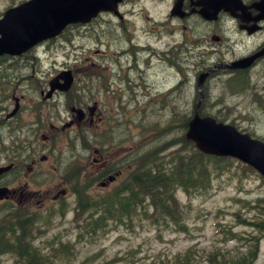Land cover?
<instances>
[{"label":"rangeland","instance_id":"1","mask_svg":"<svg viewBox=\"0 0 264 264\" xmlns=\"http://www.w3.org/2000/svg\"><path fill=\"white\" fill-rule=\"evenodd\" d=\"M15 1L18 0H0V16ZM169 2L170 0H135L133 11L130 6L125 7V12H132L131 21L125 20L130 23L125 30L112 27L119 24L115 16H103L91 28H80L75 32L73 30L71 37H75L74 41H65L63 37L64 43L60 39L52 44L49 56L41 57L36 66H32L33 62L29 60L23 64L24 61L20 59L6 63L19 62L23 64L21 67L13 65L12 68H6V64L0 65V165L6 164L11 152H16L18 147L20 150L17 152H21L27 128L38 113L43 114L44 123L49 119L58 129L55 133H48L50 124H47L48 128L42 134H47L49 139L43 142L39 138L40 145H37V140H33L37 146L39 168L44 170L34 175V192L43 194L51 191L52 195L56 194L69 182L66 177L70 173L65 171L68 167L75 165L72 171L78 170L89 164L90 157H97L86 147L93 144L101 146L91 132L87 131V134L83 131V124L75 125L73 129L63 128L73 118L70 108L77 106L78 101L70 98L73 102H67L66 97L60 95L54 100L45 101L39 94L42 87L48 86L49 79L63 70H93L89 64L86 65L88 61L96 62L102 67L106 80L99 86H88L85 78L77 76L76 98H82L86 94V106H93L94 101L97 103L100 100V109L104 112L106 122L98 127L97 132L103 129L107 131L112 148L127 138L132 145L145 143L144 146L151 149L160 142H154L153 137L167 128L164 132L165 140H180V134L186 132L185 120L192 116L193 106L198 99L196 80L199 73L218 62L219 57L229 60L247 50H253L255 45L246 39L242 41L235 33V28L230 29L227 25L205 23L197 18L187 22L172 18ZM107 22L113 25L105 24ZM185 25L187 29L184 28ZM129 33L135 41L145 45V54L140 56V79H135L138 73H130L136 85L134 97L139 99L137 108L130 101V91L123 89V93H120V65L123 60L119 51L122 47L128 48L125 44ZM69 34L70 32H66L65 36ZM215 34L223 36L224 40L212 41V35ZM163 54L164 60L160 57ZM169 60L174 61L177 67ZM245 76L246 81L249 80V88L254 86L257 94H253L250 89L232 92L226 84L230 77L226 72L208 80L204 114L218 116L228 123L234 122L239 129L264 139V60L247 71ZM84 81L87 83L84 84ZM101 86H110V92L103 91ZM113 90L123 97L118 99ZM124 100H128V104H124ZM117 102L122 106H118ZM17 103L20 106L18 115L7 118ZM173 108L178 112L176 119L181 115L185 119L184 122H178L177 126L175 123L168 126ZM174 148L175 145L170 150ZM32 153L30 149V154ZM43 154L50 155V158L41 162ZM230 163L224 168L228 171L213 176L207 194L201 195L194 191L187 193L183 190L177 193L180 206L184 208L182 220L186 230L178 229L169 220H166L167 225L163 220L160 223L152 222V218L141 214L133 215L131 219L126 218L127 224L131 223L130 227L123 224L114 226L116 222L111 221L107 235L97 232L99 238L78 245L77 257L64 264L167 263L189 249L192 252L190 264H208L210 254L226 253L230 260L245 256L254 248V257L249 258L252 260L250 264H264V230L248 225L264 221V182L258 173L244 169L238 160L232 159ZM37 183L39 186H36ZM39 188L43 191L38 190ZM63 201L69 210L66 216L60 213L49 215L47 208L53 206L50 200L45 201L41 207L36 202L28 205V213L39 212L36 227L40 231L34 234V246L49 251L52 239L62 244L59 240L71 242L77 236L79 229L73 218L75 196L68 195ZM79 219L87 224L92 217L84 212ZM6 235L13 236L10 233ZM2 239L4 236L0 235V244ZM252 243H257L256 247ZM31 258H36V254ZM0 264H19V261L14 255L6 254L0 256Z\"/></svg>","mask_w":264,"mask_h":264},{"label":"flooded vegetation","instance_id":"2","mask_svg":"<svg viewBox=\"0 0 264 264\" xmlns=\"http://www.w3.org/2000/svg\"><path fill=\"white\" fill-rule=\"evenodd\" d=\"M27 1L30 0L15 1L13 4L8 5L5 11ZM226 1V6H228L230 9L227 11L225 10L224 6L219 12L218 18L215 21H208L201 16V12L208 8H211L213 6L212 3L208 4L205 0H181L180 12L181 14H185V18H177L181 22H187L192 18H197L205 23H220L221 25H227L230 29L235 28V33L242 38V41L246 39L247 42H252L255 45L253 50H247L245 53H242L239 56H235L234 58H231L229 60L219 57L218 60L220 63L223 61H232L253 55L264 48V0ZM177 2L178 0H170V16L172 15L173 9L176 6ZM127 6H130L131 11H133L135 0H119L115 12H101L98 14V17L96 19H91L88 23H68L64 26L63 30L58 35H49L44 40L36 42L29 49H27L23 53H20L19 55L5 54L0 56V65L6 64V68H12L13 65H18L19 67H21L23 64H26V61L29 60L33 62L32 66H36V62L41 60V57L49 56L48 53H50V46H52V44H55L60 39L63 40V43L70 40L74 41L75 37H71V32L73 30L75 32L76 29L79 30L80 28L86 27L91 28L97 25L98 22L96 21L103 16H115L119 20V24L112 27H114L115 29L125 30L130 24L126 23V21H131L130 16L132 15L131 11L125 12V7ZM5 11L2 13L0 18L4 15ZM105 24L109 26L113 25L110 22H107ZM184 28L187 29V25H185ZM66 32H70L67 37L65 36ZM129 34L130 35H126L128 41L127 44H125L128 46V48L122 47L119 51V56L123 60V63H121L120 65V69L122 71V74L119 77L121 86L120 91L123 89H127V91H130V101L134 105L133 107L137 108L139 105V99L134 97V88L136 85L134 84V78L130 77V73H138V75L135 76V79L137 81L140 79V56L145 54V45L139 44V42L135 41V38L133 36L131 37V33ZM63 37H65V41ZM215 37H219L218 42H222L224 38L223 36L218 34H216L214 38ZM162 53H165V51H163ZM160 57L164 60L165 54ZM17 59L24 61V63L22 65L19 62L16 64L6 63V61H15ZM262 60H264V55L256 58L253 62V65L255 66L259 64ZM86 65H88L90 68L92 67L93 70H74L75 73L73 76V85L70 86L71 89L69 91H63L59 89L52 90L51 79L55 77L53 76L51 79H49L48 86L44 88L42 87L40 89L39 94L43 96V99L45 101H51L52 99L54 100L58 95L66 97L67 102H73L70 98H75L78 101V103H76L77 106L70 108V113L73 118L70 121L66 122L63 128L73 129L75 128V125L83 124L84 129L83 127H81L80 129H83V131L85 132H91L96 141H101L107 136L106 134H104L107 131L103 129V131L100 130L99 132H97L98 127L101 125L100 122L103 121V114L102 112H100V110H98L100 100H98L97 103L96 101H94L93 106H86L84 104L86 94H84V97L82 98H76L78 91L77 76L80 77L81 75V77L85 78L89 83L88 86L93 84L99 86L101 82H104L106 80V76L98 63H90L88 61ZM220 70L224 69H219L218 71ZM237 71L240 72L243 70L237 69ZM5 72L7 73L8 70L6 69ZM86 83L87 82L84 81V84ZM109 87L110 86H101V89H103V91L110 92ZM112 92L117 94L118 99L119 97H123L121 95L123 93L122 91L120 92L121 94L114 90ZM16 101H18V98H16ZM124 104H128V100H124ZM117 105L120 107L122 106V104H119V102H117ZM18 106L19 103H17L16 107ZM77 111H81L82 116ZM18 113L19 109L12 117L15 118ZM35 117L36 118L30 124V127L27 128L26 137L24 138V140H22L24 142V145L21 147V152H17L18 150H20L19 147L17 148L16 152H11L10 158L7 161L8 163L5 164L9 165L10 168L0 175V189H5L4 193H2L1 195L3 196V198H1L0 196V204H4L7 207V217H14L20 213H23L24 211L27 212V204L31 205L35 204V202H39L41 205L43 200L50 196V191L46 192V194H42V192L32 191L35 190L32 183L35 179V172L44 171L42 168H39L40 165L37 160L38 152L36 153L37 146L33 143V140H37V145H40L39 138H41L43 142L46 139H49L47 134H42L48 128L47 124H50L48 133H55L57 132L58 128L55 126L56 124L51 122L49 119L47 123H44L43 114L41 113L35 114ZM19 132L21 131L19 130ZM95 132L97 133L95 134ZM125 142H129V140H127L126 138L123 142L115 144L113 148L111 147L112 144H108L106 145V149L104 150H95L99 157H92L90 161V168L85 169L83 175L85 185L91 188L93 184L97 182L101 186L102 190H111L112 185L117 183V187H120L118 189H123L128 185L129 181H132V179L136 178L134 176V170L138 168L139 155L138 153H136V146L134 145L129 146L130 150H124L126 146L124 145ZM90 148H93V146ZM30 149L33 151L32 154H30ZM86 149L88 150L89 147H86ZM48 158H50V155L43 154L40 161H47ZM129 168H132L133 170ZM103 183H105V185H103ZM36 186H39V184L37 183ZM18 208H20V213H17Z\"/></svg>","mask_w":264,"mask_h":264},{"label":"trees","instance_id":"3","mask_svg":"<svg viewBox=\"0 0 264 264\" xmlns=\"http://www.w3.org/2000/svg\"><path fill=\"white\" fill-rule=\"evenodd\" d=\"M223 84L225 86V83ZM226 84L232 89V92L250 89L253 93H257L254 90V86L249 88V80L246 81V76L243 72H236L233 76L226 80ZM201 108L204 114V107ZM177 115L178 112L175 108H173L171 114L172 118L168 126H172L173 123L178 125V122L185 119L183 118V115L176 119ZM187 119L185 121H187ZM187 126L188 123L184 125L185 128H187ZM179 127L182 126L179 125ZM167 129L161 131L160 134L155 135L154 142L160 141L156 144V146L151 149H147L146 147L141 149V154L138 156L139 168L134 170V172L136 171L134 174L136 178L129 181L128 185L122 189L121 192L124 194L120 196L121 198L119 197L117 199V195L121 194L118 192L101 198H86L84 197V194L80 195L81 203H79L83 204L84 208H82L81 211L78 210L79 212L77 213V218H79L84 212L92 217L91 222L88 221L89 223H87L85 227L94 231L95 229H104L113 219L118 218V221H122L124 217L130 218L134 215L137 207L141 206L140 209H144L143 203L145 200H149L150 206L154 211L155 218L158 216L164 217L173 220L177 224L180 222L181 218V206L175 196L176 190L181 187L186 191H190L192 189L202 191L200 193H206L208 191L210 184H212V178L217 173L216 169H212V166H216L217 168L220 167L219 162L221 161H224L227 165V159L229 158H218L203 154L194 147L193 142L187 139L184 134H180L181 136L178 137L180 140H165L164 132L167 131ZM173 145H179L180 148L172 151L170 154H162L166 149ZM243 168L253 171L252 167L245 164H243ZM95 217L96 219H94ZM16 219L17 222L12 231L14 232V235L11 239L15 240L13 245L20 249L18 256L24 260V264H56V256L53 255L56 254L54 246L52 247L53 254H45L38 249L37 251L31 245V242H28V237L26 245L29 248V251L35 252L36 258H31L35 254H30L28 248H21L20 242L23 232L27 231V236L32 235L30 234L29 228L27 229V227L24 228L22 226L23 224H21V220H25L30 223V219L24 217H17ZM257 227L264 229V221L258 223ZM5 234L6 233L2 231L1 236H4ZM11 239H2L0 249L4 247L5 243L10 242ZM189 255L190 253L184 256L185 261L189 260ZM249 255H251V252L246 256ZM37 257L39 258V261ZM209 261L210 264H230L227 263L226 260L217 261L216 256L213 254L210 256ZM244 261L245 258H242L235 264H239Z\"/></svg>","mask_w":264,"mask_h":264},{"label":"water","instance_id":"4","mask_svg":"<svg viewBox=\"0 0 264 264\" xmlns=\"http://www.w3.org/2000/svg\"><path fill=\"white\" fill-rule=\"evenodd\" d=\"M119 0H31L21 6L6 12L0 20V54H20L29 49L36 42L56 34L68 23L88 22L102 10H112ZM178 0L173 11L175 15H184L180 12ZM210 4L214 1L215 15L222 7H227L226 0H205ZM20 17V18H19ZM207 19L213 17L209 12ZM263 52L235 61L230 68L249 67L255 58ZM223 66V65H222ZM210 72L203 73L198 78L200 99L195 106L194 116L189 122L186 137L194 140L197 147L208 154L231 155L254 166L264 176V142L242 133L235 126L219 123L211 117H202L199 106L204 98L203 81ZM65 83H58L59 79ZM71 84V76L61 74L51 84L52 90H67Z\"/></svg>","mask_w":264,"mask_h":264},{"label":"bare ground","instance_id":"5","mask_svg":"<svg viewBox=\"0 0 264 264\" xmlns=\"http://www.w3.org/2000/svg\"><path fill=\"white\" fill-rule=\"evenodd\" d=\"M261 95V94H260ZM136 165V164H135ZM136 167V166H135ZM134 168V167H133ZM129 169H132V168H129ZM133 170V169H132ZM137 170V169H136ZM136 172V171H135ZM135 172H134V174H135ZM124 193H121V194H118L117 196V199L120 197V196H122ZM121 198V197H120ZM123 199V198H122ZM21 224H23L22 226L25 228V227H29V225H30V223H28V221H25V220H21ZM21 229L23 230V228L21 227ZM7 230H5L4 232L5 233H10V234H12V235H14V232H6ZM28 237L29 236H27V232L26 231H24L23 232V235H22V239H21V242H20V244H21V248H24L25 247V249L26 248H28L27 247V239H28ZM22 250V249H21ZM24 250V249H23ZM37 259H38V261H39V258L37 257Z\"/></svg>","mask_w":264,"mask_h":264}]
</instances>
